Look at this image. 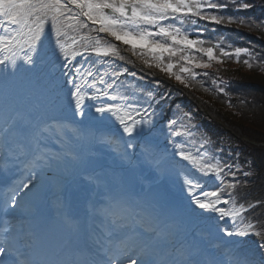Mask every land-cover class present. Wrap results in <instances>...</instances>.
I'll list each match as a JSON object with an SVG mask.
<instances>
[{
	"label": "snow or ice",
	"instance_id": "snow-or-ice-1",
	"mask_svg": "<svg viewBox=\"0 0 264 264\" xmlns=\"http://www.w3.org/2000/svg\"><path fill=\"white\" fill-rule=\"evenodd\" d=\"M229 4L252 7L243 0H0V264H264V242L251 249L236 239L264 237L246 220L264 200L246 206L234 198L251 173L243 171L241 181L240 166L207 151V141L195 151L177 142L192 133L165 118L167 94L129 93L120 83L136 78L119 63L122 52L185 87L197 79L195 69L223 58L239 62L243 53L251 69L249 48L229 51L223 41L201 38L206 25L248 23L221 14ZM111 123L122 145L105 131ZM114 144L143 196L129 193L124 175L98 165L99 146ZM173 173L186 199L164 207L154 185ZM73 202L82 214L66 210ZM46 204L55 205L51 218ZM200 213L223 226L185 224Z\"/></svg>",
	"mask_w": 264,
	"mask_h": 264
},
{
	"label": "trees",
	"instance_id": "trees-1",
	"mask_svg": "<svg viewBox=\"0 0 264 264\" xmlns=\"http://www.w3.org/2000/svg\"><path fill=\"white\" fill-rule=\"evenodd\" d=\"M264 94V90H263ZM257 107H260V116L263 118L264 121V99H260L256 102Z\"/></svg>",
	"mask_w": 264,
	"mask_h": 264
}]
</instances>
